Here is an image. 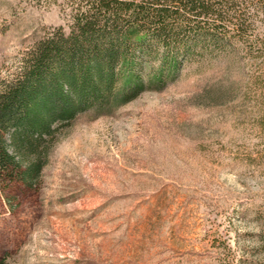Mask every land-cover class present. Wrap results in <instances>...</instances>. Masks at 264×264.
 <instances>
[{"label": "rangeland", "instance_id": "1", "mask_svg": "<svg viewBox=\"0 0 264 264\" xmlns=\"http://www.w3.org/2000/svg\"><path fill=\"white\" fill-rule=\"evenodd\" d=\"M68 20L56 4L0 0V82ZM256 64L189 62L162 91L77 117L33 186L0 180V258L220 264L218 245L252 252L264 240V98L247 87Z\"/></svg>", "mask_w": 264, "mask_h": 264}, {"label": "trees", "instance_id": "2", "mask_svg": "<svg viewBox=\"0 0 264 264\" xmlns=\"http://www.w3.org/2000/svg\"><path fill=\"white\" fill-rule=\"evenodd\" d=\"M34 1L61 6L68 27L46 32L18 76L0 82L2 181L33 186L77 117L162 91L189 62L244 54L257 63L248 90L264 98V24L253 19L264 0ZM217 248L220 264H264V240L239 256Z\"/></svg>", "mask_w": 264, "mask_h": 264}]
</instances>
